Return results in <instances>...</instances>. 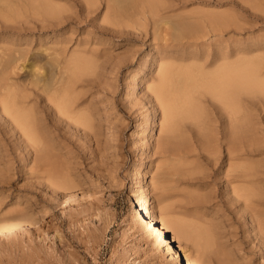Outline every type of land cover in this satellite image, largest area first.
<instances>
[{"label":"rangeland","instance_id":"rangeland-1","mask_svg":"<svg viewBox=\"0 0 264 264\" xmlns=\"http://www.w3.org/2000/svg\"><path fill=\"white\" fill-rule=\"evenodd\" d=\"M54 1L68 8L66 28L15 39L26 40L29 45L24 47L30 52L42 42L51 44L56 39L65 40L64 45L70 52L80 50L92 56L97 67L94 73L83 75L81 91L85 105L94 114L97 138L83 136L82 132L63 124H56V129L47 128L60 147L59 160L70 167L71 175L80 183L81 189L73 193L78 202L66 204L61 191L48 189L46 180L40 179L31 152L14 146L9 142L11 136L6 135L5 143L0 146V220L22 218L37 224L27 233H12L10 238L0 235V264H155L154 259L166 261L168 258H154L156 251L151 255L146 252L149 245L142 238L134 217L140 195L137 180L141 181L148 202L158 215L159 199L151 186V177L156 164L169 161L154 153L162 134L161 114L146 90V83L162 49L163 58L173 57L177 61L183 58L182 54L215 53L222 48L232 53L239 50L248 57L264 56V0H160L162 8L160 1L152 0L157 9L165 8L158 17H164L163 14L166 17L161 19L150 17L144 0L140 1L142 7L138 0L135 6L132 0H127L133 10L125 0L124 4L111 2V6L115 5L114 11L124 5V13L120 9L115 12L118 16L120 11L119 18L114 17V11L104 0H96L93 5L77 4L74 0ZM204 12L224 16L225 25H217L223 29L207 24L209 20L213 22L209 18L215 15L211 14L208 20ZM15 13L4 11L0 21L5 17L18 20ZM188 13L194 15H186ZM195 13H203L204 17ZM195 18L202 19L201 23ZM183 19L184 22L197 21L198 26L192 21L196 27L192 29L194 24L190 26L189 21L186 26ZM188 43L197 45L185 48ZM30 61L22 70L27 76ZM200 98L210 120L215 119L217 116L211 113L209 104L204 97ZM261 110V107L248 109L260 130L245 133L242 141L264 140V111ZM195 122L189 117L178 118V128L172 132V143L177 149L191 151L193 147L194 151L190 153L193 156L188 159L190 162L186 163L188 167L174 161L179 163L174 166L184 176L175 175L169 183L170 193L176 196L171 200L173 215L212 225L217 236V253L211 254L209 264H264V224L254 228L247 218L250 210L244 207L243 198L238 201L225 186L229 179L226 174L231 170H228L223 135L217 136L222 145L219 153L209 159L196 141ZM215 126L218 123L209 126V131H215ZM2 130L0 128V132ZM244 149L249 151L246 159L231 163L241 164L248 167L247 171L256 173L254 183L246 186L250 185L252 192H264V144L245 145ZM186 167L192 171L189 175V169L183 174ZM258 207L259 215L264 218V201ZM167 236L184 254V245L172 241V233ZM190 254L196 259V253Z\"/></svg>","mask_w":264,"mask_h":264},{"label":"bare ground","instance_id":"bare-ground-1","mask_svg":"<svg viewBox=\"0 0 264 264\" xmlns=\"http://www.w3.org/2000/svg\"><path fill=\"white\" fill-rule=\"evenodd\" d=\"M74 1L77 4L85 3L86 5H93L96 2V0ZM104 1L107 7L113 10L112 7L115 5L111 6V2L117 3L124 0ZM135 1L132 0V4ZM140 1L137 2L141 5ZM125 2L128 3L127 0ZM144 2L148 6L150 17H158L162 14L160 11L165 9H157L152 0H144ZM160 4L162 5L161 1L159 7L162 8ZM128 5L129 8L130 4ZM169 6L172 8L174 5ZM123 8L124 5L120 9L121 12L125 10ZM137 8L134 9L138 11ZM67 9L64 3L54 0H0L2 19L4 11L11 13L16 11L18 14L15 13V17L19 18L11 21L9 17H5L3 21H0V128L3 129L0 132V146L5 143L8 134L12 139H9V142L14 146L31 152L32 161L37 173L40 174V179L46 180L48 189L61 191L60 195L64 198V202L70 204L73 201L78 202V198L73 193L81 189L80 183L71 175L70 167L59 160L60 147L54 141V134H51L48 129L50 127L56 129V124H63L67 128L82 132L83 136L97 138L94 114L85 105L86 99L81 91L83 75L94 73L97 64L92 56L86 55L84 51L70 52L64 45L65 40L56 39L51 44L42 42L38 48L30 52L24 47L29 45L26 40L15 39L26 34H44L52 31L53 28L58 30L66 28ZM118 9L113 10L115 15L113 16L119 18L120 11L118 16L115 13H118ZM129 9L133 10V8ZM132 12L130 13H135ZM189 14L191 13L186 15ZM195 14L202 16L203 13ZM211 14L214 12H208L205 18L212 16L209 19H213L215 24L209 19L207 24L210 23L209 25L215 28L225 25L224 16L214 14L216 18H213ZM186 15L184 16L187 17ZM161 16L158 18H164L166 14H163L164 17ZM122 17L120 19L124 18ZM182 21L184 22V19ZM197 21H194L196 26H198ZM188 22H184L186 26ZM193 24L192 22L190 26ZM195 24L192 29L196 28ZM202 26L198 28L202 30ZM194 45L197 43H188L185 44V48ZM163 53L162 49L157 55V65L146 83V90L155 100L161 114L159 124L162 134L153 151L169 161L163 165L156 164V171L151 177V186L154 191H157L156 196L159 199L157 216L140 185L141 181L137 180L140 195L137 196L135 204L137 207L135 222L139 225L142 238L149 245L146 252L151 255V252L156 251L154 258L162 260L168 258L161 262L154 259L155 264H209L211 254L217 253V236L212 225L207 221L176 217L171 210V200L176 199V196L170 193L172 188L169 183L173 180V176L181 173L174 165L181 163L187 166L186 163L190 162L189 158L193 157L190 155L193 147L190 151L177 149L173 145L172 132L177 127L176 119L192 118L193 122L196 121L194 135L200 151L205 152L209 159L219 153L218 149L222 145L217 141V136L220 133L223 135L222 143H225L226 147L224 149L229 165L228 170H231L226 174L229 179L225 182L227 184L225 186L229 187L235 199L239 201L243 198L244 207L250 210L247 218L251 219L253 227H261L264 224V218L259 215L258 206L264 201V192H252L251 187H248L250 185L246 186V184L254 183L253 176L256 173L247 171L246 166L233 165L231 162H241L246 159L249 151L244 149L245 145L257 147L264 144V140L260 138L242 141L245 133H256L260 130L248 109L261 107L264 111V56L248 57L239 50L232 53L222 48L215 53L208 51L199 54V51H195L189 55L182 54L183 58L177 61L173 57L170 60L163 58ZM28 60H31V69L30 75L27 76L25 75L27 73L22 70L27 68L25 63ZM200 97H204L205 102L209 104L211 113L217 116L215 119L210 120L209 113L205 112ZM214 123H218L215 131H209V126ZM262 125L264 126V120ZM171 161L179 163L173 164ZM188 169L182 170L183 174ZM188 171L189 175L192 171L191 169ZM180 176L184 175L182 176L181 173ZM234 183L237 184L233 186ZM36 224L29 219H2L0 235L10 238L13 236L12 233L14 235H19L21 232L27 233ZM169 232L173 235L172 241L184 245V254L173 246L171 239L167 236ZM190 253H196V259L191 257Z\"/></svg>","mask_w":264,"mask_h":264}]
</instances>
